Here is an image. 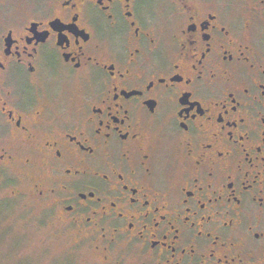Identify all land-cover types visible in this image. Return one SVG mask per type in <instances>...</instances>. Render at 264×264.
<instances>
[{
  "label": "flooded vegetation",
  "instance_id": "obj_1",
  "mask_svg": "<svg viewBox=\"0 0 264 264\" xmlns=\"http://www.w3.org/2000/svg\"><path fill=\"white\" fill-rule=\"evenodd\" d=\"M24 182L105 264H264V0H0Z\"/></svg>",
  "mask_w": 264,
  "mask_h": 264
},
{
  "label": "rangeland",
  "instance_id": "obj_2",
  "mask_svg": "<svg viewBox=\"0 0 264 264\" xmlns=\"http://www.w3.org/2000/svg\"><path fill=\"white\" fill-rule=\"evenodd\" d=\"M3 186L0 184V264L106 263L100 250L75 244L79 235L73 227H65L66 217L44 189L40 196L24 182L19 185L21 195L10 197ZM123 250L119 246L116 251Z\"/></svg>",
  "mask_w": 264,
  "mask_h": 264
}]
</instances>
